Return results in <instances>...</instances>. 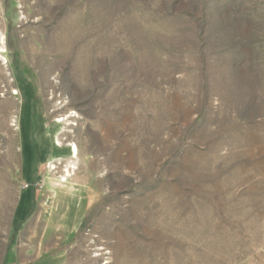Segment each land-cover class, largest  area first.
Returning <instances> with one entry per match:
<instances>
[{"label": "rangeland", "instance_id": "1", "mask_svg": "<svg viewBox=\"0 0 264 264\" xmlns=\"http://www.w3.org/2000/svg\"><path fill=\"white\" fill-rule=\"evenodd\" d=\"M0 264H264V0H0Z\"/></svg>", "mask_w": 264, "mask_h": 264}, {"label": "bare ground", "instance_id": "2", "mask_svg": "<svg viewBox=\"0 0 264 264\" xmlns=\"http://www.w3.org/2000/svg\"><path fill=\"white\" fill-rule=\"evenodd\" d=\"M70 117V116H69ZM69 117H61V118H58L56 120L57 123H61L63 121H68L69 120ZM58 126V125H57ZM57 142V146L58 147H61V142L59 140L56 141ZM68 152L70 154L69 156V160L67 161V164L64 165V168H63V172H64V177L63 179L60 181L62 183H65L67 181L68 178H71V176L74 174V171L77 169V160H78V147L76 145V143L74 142H70L68 144ZM58 154V153H57ZM52 170H54L56 167L54 165H51L50 166ZM63 185V184H62ZM66 189V188H65ZM68 191V190H67Z\"/></svg>", "mask_w": 264, "mask_h": 264}, {"label": "crops", "instance_id": "3", "mask_svg": "<svg viewBox=\"0 0 264 264\" xmlns=\"http://www.w3.org/2000/svg\"><path fill=\"white\" fill-rule=\"evenodd\" d=\"M69 185H70V184H69ZM64 186H65V185H64ZM64 186H63V187H64ZM64 188H66V187H64ZM67 190H68V191H67ZM52 192H53V191H52ZM72 192H73V190H71V189H64V193H67V194L69 193V196H71V197L73 196V193H72ZM53 196H54V195H53Z\"/></svg>", "mask_w": 264, "mask_h": 264}]
</instances>
